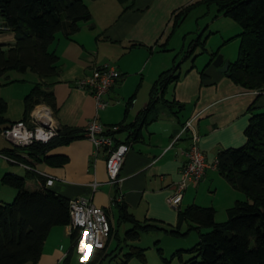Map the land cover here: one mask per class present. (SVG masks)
<instances>
[{"label":"crops","instance_id":"crops-1","mask_svg":"<svg viewBox=\"0 0 264 264\" xmlns=\"http://www.w3.org/2000/svg\"><path fill=\"white\" fill-rule=\"evenodd\" d=\"M201 1L84 0L90 7L92 19L82 22L80 30L70 38L62 32L58 33L50 46V50L60 57L58 74L41 78L37 73L27 71L25 73L33 74L32 79H27L24 76H12L9 71L3 76V84H10L15 92L20 90L22 93L19 96L21 102L17 104L20 105L19 110L13 114L8 111L6 98L0 96L7 102L5 118L10 123L25 119L26 95L36 83L44 82L54 94L56 109L45 103L36 105L27 117L29 123L37 109L45 106L50 109L60 127L85 131L88 122L95 116L105 128L111 125L127 127L113 134L117 143L126 142L130 145L118 184L109 183L106 167L108 152L101 149L96 153L84 131L77 138L58 144L47 152V156L67 159L60 166L50 164L45 159L37 160L27 151L16 152L10 150L12 147L3 146L9 153H15L11 155L19 162L36 167L37 171H30L19 162L10 161L20 164L30 179L36 181V188H29L26 178L27 188H42L46 180L42 173H45L55 177L50 187L55 192L70 199L89 197L94 204L107 211L112 233L106 242V252L112 240L119 238L122 226L125 235L133 227L132 222L120 220L119 205L126 206L140 222L171 228L178 226L179 212L186 207L192 204L211 206L200 200L201 186L204 188L209 180L213 181L209 187L226 180L217 169L219 151L244 145L250 118L255 113L264 112V87L245 88L219 71L212 60L213 54L219 49L209 52L201 42L194 47L195 40L202 41L200 33L196 38L189 39V33L194 32H184L181 46L170 44L177 29L194 10L201 7L204 9L199 11V18L209 17L215 7L216 11L210 17L212 21L220 19L223 24H237L224 15L216 16L217 7ZM190 5L193 7L187 16L173 30L175 15ZM15 41L13 31L0 32V44H4L5 49L12 47ZM198 47L209 54V61L199 67L195 63V55L187 66L186 63ZM102 64L115 66L121 76L109 92L110 105L97 111L91 90L79 87L77 81L90 75L96 65ZM175 65L177 67L173 73L178 75L177 79L169 80L156 104L141 117L148 107L156 81L163 72L172 70ZM192 118L200 135V148L210 167L201 181L189 184L182 202L174 207L169 199L181 180V169L191 144V131L183 129ZM229 185H223L232 188L223 187L228 196L226 209L240 200L236 191H230L236 188ZM71 233L69 225L53 227L40 259L34 264H62L68 256L70 258L76 245L65 252L62 249L65 248V240L68 237L71 240Z\"/></svg>","mask_w":264,"mask_h":264},{"label":"trees","instance_id":"trees-1","mask_svg":"<svg viewBox=\"0 0 264 264\" xmlns=\"http://www.w3.org/2000/svg\"><path fill=\"white\" fill-rule=\"evenodd\" d=\"M203 2L217 7L216 16L229 17L241 27L237 35L240 38L238 58L230 63L229 76L245 88H263L264 0ZM192 7L187 6L175 15L173 30L182 23ZM91 19L92 12L84 0H0V32L13 31L16 37L15 44L8 49L0 44V79L11 70L21 73L33 71L41 78L58 74L60 57L50 50L57 34L62 32L70 38L80 30L82 22ZM195 41L194 47L200 42L205 44L199 39ZM218 54L219 51H216L212 60ZM176 67L160 75L141 117L156 104L169 80L177 79L178 75L173 73ZM41 103L56 109L54 94L44 82L36 83L25 97V121L33 108ZM6 110L7 102L0 97V132L14 123L5 118ZM125 127L120 125L118 131ZM83 131L62 126L58 135L48 143L35 142L10 150L27 151L37 160L45 159L60 166L67 159L47 156V152L58 144L77 138ZM245 135L247 140L244 145L224 148L217 156L220 174L249 198L237 200L234 206L228 208L227 220L218 222L213 206L192 204L179 212L178 226L169 228L157 223L140 222L126 206L119 205L120 220L133 223V227L126 232L125 240H136L142 232L151 230L163 229L179 236L194 229L199 234V242L186 249L192 256L182 264H264V112L252 115ZM26 178L16 173H5L2 177L3 183L16 187L18 192L12 202H0V264L36 263L52 228L71 222L70 198L50 187L31 190L26 186ZM185 222L189 223V229L183 232L181 226ZM79 233V230L71 233L75 245ZM106 246L95 249L82 264H96L106 254ZM144 251V248L132 246L126 258L136 255L145 261Z\"/></svg>","mask_w":264,"mask_h":264},{"label":"built area","instance_id":"built-area-1","mask_svg":"<svg viewBox=\"0 0 264 264\" xmlns=\"http://www.w3.org/2000/svg\"><path fill=\"white\" fill-rule=\"evenodd\" d=\"M120 76L119 70L111 64L96 65L90 75H86L77 81V85L91 90L96 110L100 111L110 105L109 92ZM53 117L49 108L39 107L30 119V123L25 120L16 121L4 128L0 132V136L16 148L27 147L35 142L48 143L58 135L60 129V125L56 123ZM97 117L95 116L88 122L84 134L93 143L96 153L101 149L108 152L106 167L109 183L118 184L121 181L120 172L130 150V145L115 141L113 134L120 129V125H111L105 128L100 124ZM193 119L188 120L183 129L191 131V144L186 152L187 160L181 169V180L175 193L169 199V203L174 207L179 206L182 202L183 194L189 184L201 181L205 177L208 167H210L204 152L200 148V135L193 125ZM0 157L11 162H19L16 158L5 155L2 150H0ZM20 164L30 171H37L33 165ZM42 174L46 177L42 186L51 187L55 177ZM96 185L95 183L94 189H96ZM70 215L69 226L72 232L75 230L80 232L77 245H80L82 260L86 262L95 249L105 246L111 235V222L107 211L94 204L86 196L70 199Z\"/></svg>","mask_w":264,"mask_h":264},{"label":"rangeland","instance_id":"rangeland-1","mask_svg":"<svg viewBox=\"0 0 264 264\" xmlns=\"http://www.w3.org/2000/svg\"><path fill=\"white\" fill-rule=\"evenodd\" d=\"M201 9H204V7L198 8L191 13V15L177 29L170 44L181 46L183 44L182 36L185 34L184 32L192 31L194 33H189L188 38L194 39L200 33L201 40L205 41V49H207L209 52L211 50L219 49V54H222L225 59H228L231 62L237 60L240 38L236 35H238L237 32L241 31L240 25L238 23L231 25L223 24L222 22H220L222 21L220 19H213L212 21L210 17L216 11L215 7L212 8L209 17L199 18V16H201V14H199V11ZM195 55V63L199 67L207 64L210 59L209 54L205 52L201 47H198L194 52L191 60L186 63L187 66L188 64L190 65L191 61L195 58ZM10 75L24 76L27 79L33 78L32 72L24 74L17 70H11ZM4 80L5 78L3 77L1 79L2 84H0V96L3 95L6 98L9 105L8 111L13 114L15 113V111L18 112L19 110L20 105L17 104L21 102L20 97L22 93H20V90L15 92L13 86L10 84H3ZM3 146H7L8 148H15L12 144H10V142L6 141L3 138H0V150H2L5 155L11 157V154H15L12 152L9 153L7 150H4ZM16 152H20V150L16 149ZM5 173H18L26 176L29 188H36V181L30 179V177L26 174L27 172L25 168H23L20 164H12L9 160L0 157V200L3 202H12L18 192V189L16 187L2 182V177ZM212 182L213 181L209 180L204 188H202L201 186V189L203 190L200 194V200H202L206 205L208 204L214 206L216 209V220L218 222H223L228 218L226 211V202L228 200V196L227 191L223 187H225L226 189L232 188L223 186L229 185L227 184L226 180H222V182L220 183H213L212 186L209 187ZM230 191H236L235 193H238V195L240 196L238 198L240 200L249 199L247 194L241 190L236 189ZM234 204L235 203L233 202L230 206L232 207L234 206ZM188 229V223H185L181 231L184 232ZM71 240L68 237L67 240H65V242L63 243L65 248H63L62 250L64 252L68 251L69 247L74 245V242ZM198 242L199 235L194 229L189 230L186 235L179 236L172 235L163 229L151 230L149 232H142L140 234V237L136 240L126 241L124 226H122L119 231V238L112 240L111 247L106 252L104 257H102L96 264H182L183 261L188 260L192 256V254L190 252H187L186 249L194 247ZM132 246H137L145 249V261H142L140 257L136 255L131 256L129 259L126 258V254L131 251ZM179 250H182V252H180ZM82 263H84V261L81 257V249L79 244L74 247L70 258H67L62 262V264Z\"/></svg>","mask_w":264,"mask_h":264},{"label":"water","instance_id":"water-1","mask_svg":"<svg viewBox=\"0 0 264 264\" xmlns=\"http://www.w3.org/2000/svg\"><path fill=\"white\" fill-rule=\"evenodd\" d=\"M213 65L218 67L219 71L229 75L230 60L225 59L222 54H218L213 60Z\"/></svg>","mask_w":264,"mask_h":264}]
</instances>
